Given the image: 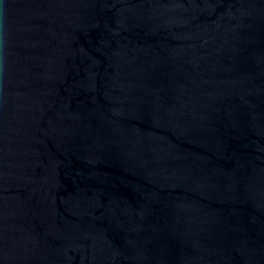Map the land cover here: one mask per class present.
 Wrapping results in <instances>:
<instances>
[{
  "label": "water",
  "instance_id": "obj_1",
  "mask_svg": "<svg viewBox=\"0 0 264 264\" xmlns=\"http://www.w3.org/2000/svg\"><path fill=\"white\" fill-rule=\"evenodd\" d=\"M0 264H264V0H0Z\"/></svg>",
  "mask_w": 264,
  "mask_h": 264
}]
</instances>
